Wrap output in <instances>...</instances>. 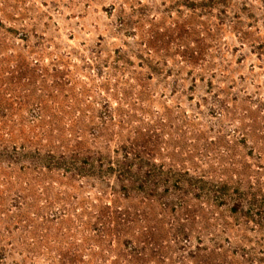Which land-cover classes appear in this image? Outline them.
<instances>
[{
    "label": "rangeland",
    "instance_id": "rangeland-1",
    "mask_svg": "<svg viewBox=\"0 0 264 264\" xmlns=\"http://www.w3.org/2000/svg\"><path fill=\"white\" fill-rule=\"evenodd\" d=\"M0 264H264V0H0Z\"/></svg>",
    "mask_w": 264,
    "mask_h": 264
}]
</instances>
